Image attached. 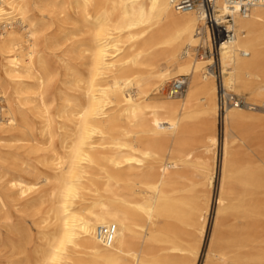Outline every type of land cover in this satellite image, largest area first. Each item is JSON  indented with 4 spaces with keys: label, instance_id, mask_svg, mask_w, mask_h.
Here are the masks:
<instances>
[{
    "label": "bare ground",
    "instance_id": "obj_1",
    "mask_svg": "<svg viewBox=\"0 0 264 264\" xmlns=\"http://www.w3.org/2000/svg\"><path fill=\"white\" fill-rule=\"evenodd\" d=\"M232 17L215 60L247 105L220 120L202 12L0 0V264H198L218 168L203 264H264V5Z\"/></svg>",
    "mask_w": 264,
    "mask_h": 264
},
{
    "label": "built area",
    "instance_id": "obj_2",
    "mask_svg": "<svg viewBox=\"0 0 264 264\" xmlns=\"http://www.w3.org/2000/svg\"><path fill=\"white\" fill-rule=\"evenodd\" d=\"M224 3L228 12L224 15H218L217 0H172L173 7L177 11H200L203 13L204 23L210 34V47L207 50L208 54L213 55L214 61L208 67L216 76L220 120L228 107L247 104L244 98L234 93L226 92L224 89L222 76L216 64L218 50L224 42L230 41L235 37L232 13L237 12L247 15L253 6L257 4L264 5V0H224ZM186 84V78L174 80L168 86L167 93L171 96L180 95L185 90ZM114 233L115 227L113 225L100 226L97 230L99 239L107 244L113 239Z\"/></svg>",
    "mask_w": 264,
    "mask_h": 264
},
{
    "label": "rangeland",
    "instance_id": "obj_3",
    "mask_svg": "<svg viewBox=\"0 0 264 264\" xmlns=\"http://www.w3.org/2000/svg\"><path fill=\"white\" fill-rule=\"evenodd\" d=\"M171 81L172 80H170L169 82L166 83V87H168V85L170 84ZM165 91H166V89H165ZM220 138H221V133H220ZM219 177H220V171L218 168L217 175L215 176V178L213 180L212 186L203 188L202 192H201L202 198L204 196H208L210 202L207 201L209 203V205L205 200H202V202H201V206L205 209L208 205V211L209 212H208V222H207L206 233H205L204 241L202 244V252H201V255L198 259V264H203V262H204L205 251H206L208 243H209V235L211 234L212 227H213V219H214L215 207H216V198H217V194H218V190H219ZM26 220H27V225L32 228L31 223L28 222L29 219L27 218ZM232 223H233V219L230 215L225 214L221 217L220 227H219V236L220 237H223V236L228 234L229 228L232 225ZM32 230H33V234H36L35 230L33 228H32ZM193 232H195V231L193 230ZM195 234H197V232H195ZM219 242L220 241H217L216 246H219V244H220ZM1 254H2L1 263L2 264H8L7 255L9 253H6L5 251H3Z\"/></svg>",
    "mask_w": 264,
    "mask_h": 264
}]
</instances>
